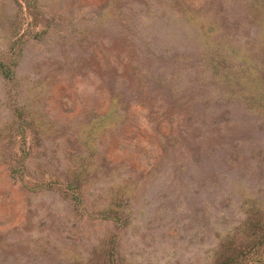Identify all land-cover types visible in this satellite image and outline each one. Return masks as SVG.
Wrapping results in <instances>:
<instances>
[{
	"label": "rangeland",
	"instance_id": "rangeland-1",
	"mask_svg": "<svg viewBox=\"0 0 264 264\" xmlns=\"http://www.w3.org/2000/svg\"><path fill=\"white\" fill-rule=\"evenodd\" d=\"M0 264H264V0H0Z\"/></svg>",
	"mask_w": 264,
	"mask_h": 264
}]
</instances>
